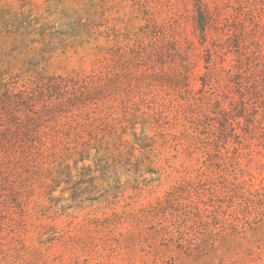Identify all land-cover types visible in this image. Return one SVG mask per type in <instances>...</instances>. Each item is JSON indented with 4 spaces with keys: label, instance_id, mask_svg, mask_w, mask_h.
Returning <instances> with one entry per match:
<instances>
[{
    "label": "rangeland",
    "instance_id": "obj_1",
    "mask_svg": "<svg viewBox=\"0 0 264 264\" xmlns=\"http://www.w3.org/2000/svg\"><path fill=\"white\" fill-rule=\"evenodd\" d=\"M0 264H264V0H0Z\"/></svg>",
    "mask_w": 264,
    "mask_h": 264
}]
</instances>
